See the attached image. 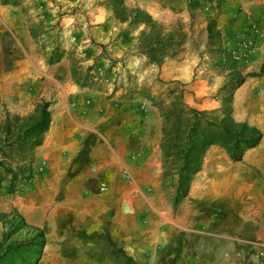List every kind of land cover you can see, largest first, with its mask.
Listing matches in <instances>:
<instances>
[{
    "label": "rangeland",
    "instance_id": "374dc122",
    "mask_svg": "<svg viewBox=\"0 0 264 264\" xmlns=\"http://www.w3.org/2000/svg\"><path fill=\"white\" fill-rule=\"evenodd\" d=\"M107 2L0 0V146L4 139L11 142L36 121L42 103L50 104V125L56 111L79 117L96 105L99 133L107 125L117 124L112 113L118 117L136 108L141 120L139 125L135 120L136 125L131 126L134 139L126 142V149L139 167L152 162L159 169L136 178L122 172L121 185L111 174L104 175L94 191H80L81 208L90 204L86 196L91 195L107 197L93 201L98 206L105 201L107 207L92 214L97 221L93 229L83 225L78 229L72 224L74 216L90 214L68 210V202L74 201L67 195L68 181L74 173L58 177L49 172L36 157L41 144L33 150L26 174L30 177L17 183L13 192L8 190L9 176L0 169V246L40 244L38 235L42 233L44 243L36 247L39 253L32 257L34 264H254L256 241L250 231L247 190L252 172L246 161L264 152V59L251 61L256 50L252 36L264 40V0H124L127 7L139 8L164 26L181 25L183 45L161 67L149 65L139 54L137 37L141 28L133 30L115 21ZM162 16L171 19L162 21ZM210 19L220 34V49L212 53H208L205 33ZM40 22L44 35L36 41L29 29ZM245 43L251 49L243 48ZM43 45L74 52L82 65L92 67L91 74L102 81L95 87L77 86L70 76L68 57L48 64V49L44 51ZM231 71L243 76L260 74L246 77L232 92V116L236 122L259 129L261 141L239 161L231 160L221 147H210L187 195L174 205L177 176L163 175L160 112L144 96L134 94L129 98L124 94L128 88H136L169 102L165 83L170 82L173 91H183L189 107L214 111L220 107L221 91ZM104 116L108 121L101 119ZM5 126L9 135L3 132ZM219 158L225 164L213 168L215 173L220 176L224 173L221 168L227 166L235 170L232 172L243 184L237 213L219 191L200 200L201 188L196 189L208 163ZM0 160L15 167L10 158L0 155ZM232 181L226 184H234ZM120 203L122 214L130 217L122 224L116 222Z\"/></svg>",
    "mask_w": 264,
    "mask_h": 264
},
{
    "label": "trees",
    "instance_id": "16d2710c",
    "mask_svg": "<svg viewBox=\"0 0 264 264\" xmlns=\"http://www.w3.org/2000/svg\"><path fill=\"white\" fill-rule=\"evenodd\" d=\"M107 9L115 21L127 24L133 30L140 29L137 37V50L147 59L151 66L161 67L165 61L174 58L184 42L181 25L164 26L152 19L139 8H129L124 0H108ZM43 24H32L29 32L34 40L43 34ZM49 31L53 27L47 26ZM208 53L220 49V34L216 30L215 21L210 19L206 26ZM46 52L47 63L54 64L63 56H67L70 76L73 82L81 87H95L102 78L91 74L92 67L85 68L74 52L61 51L58 46H42ZM263 71V70H262ZM228 82L221 91L220 107L214 111H199L189 107L183 100V91H173L170 82L166 93L171 98H155L143 94L136 88H128L124 96L131 98L134 94L144 96L156 107L162 118V139L160 150L163 158V175L177 176L174 205L183 199L189 190L193 177L200 171L203 158L212 146L223 148L233 161H239L245 152L258 146L262 133L255 126L245 122H236L232 116V92L240 87L246 77H258L260 74L241 75L238 71L228 73ZM131 77V76H128ZM49 103H42L38 108L36 121L23 129L10 142L6 139L0 146V155L12 159L13 165L0 160V169L9 176V192H13L17 183L27 179L30 170L33 150L43 142V136L50 125ZM9 135L8 127L3 128ZM26 177V178H25ZM40 244H8L0 246V264H34L32 257L39 253L36 247L43 245V234L38 235Z\"/></svg>",
    "mask_w": 264,
    "mask_h": 264
},
{
    "label": "crops",
    "instance_id": "0c3cea01",
    "mask_svg": "<svg viewBox=\"0 0 264 264\" xmlns=\"http://www.w3.org/2000/svg\"><path fill=\"white\" fill-rule=\"evenodd\" d=\"M161 19L165 21L171 18L162 16ZM205 33L207 38L206 28ZM252 39L254 40L256 50L252 54L251 61L254 59L263 60L264 40H258L254 36H252ZM96 108V105L87 108L79 117H76L71 112H66L69 114L68 117L63 112L56 111L50 129L46 133L43 143L36 153V157L44 162L49 172L60 175L58 177L69 172L74 173L73 176L70 175L72 177L68 181L70 194L67 195L74 197V201L68 202V210L74 214L76 212L84 213V211L90 214V217H87L86 214H84V217L74 216L72 224L78 229H81L82 225L84 227L90 226L93 229V225L97 221L91 217L92 214H95L96 210L100 211V209H102L101 211H105L107 207L105 201H103L99 202V206L90 203L88 206L81 208L78 205L79 200L83 199V194H80V191L87 190L88 188L94 191V186L97 184L98 179H102L104 175L111 174L114 182L117 185H121L122 172H129L130 176L136 178L139 175L147 176L149 173L152 174L151 172H157L159 169L157 163L152 162H144L143 167H139L137 162L131 161V151L126 149V142H132L134 139L135 132L131 129V126L136 125L135 120L137 125L140 124V111L133 108V110L118 117L116 113H112L111 115H114V120L117 121V124H114V126L107 125L104 128V132H102V128L101 133H99L97 130L99 120L96 117L98 110ZM108 111L104 110V113L107 115L109 114ZM101 119L108 121L109 118L104 116ZM53 122H55L54 127ZM125 122L129 130L124 126ZM246 163L249 164L250 171L252 172L250 187L247 189L249 192V216L251 217L250 231L252 232V238L256 241V246L255 242L253 243V250L255 252L252 260L254 264H264V152L258 153V156L248 157ZM210 165L211 163H208L206 167L207 172L199 180L201 182L196 183V189L201 188L202 191V194L199 195L200 200L215 196L216 192L219 191V196L224 198L231 207L234 206V211L236 212L237 205H239L240 197L243 193L241 178L237 173L230 175L229 173L226 174L225 171L223 174L220 173L219 176L213 170L214 174L221 179L228 177L235 182L234 184L227 185V183L223 186L214 187V185H211L212 183H208V179H205L210 172V168L208 170ZM227 168V166L225 169L222 167L220 171L223 172V169L227 170ZM243 170H240V172L242 173ZM214 188H216V191ZM209 191L211 192L209 193ZM99 197H97L99 201L107 199L105 196ZM121 206L122 203H120V212L116 217V222L120 224L130 218L122 214ZM135 224L136 219L134 220V227L137 228Z\"/></svg>",
    "mask_w": 264,
    "mask_h": 264
},
{
    "label": "bare ground",
    "instance_id": "6f19581e",
    "mask_svg": "<svg viewBox=\"0 0 264 264\" xmlns=\"http://www.w3.org/2000/svg\"><path fill=\"white\" fill-rule=\"evenodd\" d=\"M222 164H225V161L223 160V159H217L216 161H214V163H212L209 167H208V170H209V168H210V172H209V174L207 175V177L205 178V179H208L209 180V182L208 183H212L211 185H214V187L215 186H223L224 184H226V183H229V179H227L226 177H223L222 179L219 177V176H216V177H214L213 179H212V181L210 182V178L212 177V176H214L215 174H214V172H213V168H215L216 166H218V165H222ZM216 169V168H215ZM219 169V168H218ZM222 169V168H221ZM225 169V168H224ZM223 169V170H224ZM233 169V168H232ZM225 172H226V174L227 173H229L230 175L233 173L232 171H235V170H232V171H230L229 169H227V170H224ZM217 174V173H216ZM225 176V175H224ZM204 179V178H203ZM204 181V180H203ZM201 182V181H200ZM199 182V183H200ZM233 182V181H232ZM231 183V182H230ZM234 183V182H233ZM205 184V183H204ZM204 188V187H203ZM213 188V187H212ZM218 188V187H217ZM223 189V188H222ZM212 190V189H211ZM216 191V190H215ZM211 191H209V193H210ZM208 193V192H207ZM98 198H97V196L96 195H91L90 197H87L86 196V201H87V203H94L95 202V200H97ZM85 201V200H84ZM94 201V202H93ZM238 227V226H237ZM251 228V227H250Z\"/></svg>",
    "mask_w": 264,
    "mask_h": 264
},
{
    "label": "built area",
    "instance_id": "2783aa9c",
    "mask_svg": "<svg viewBox=\"0 0 264 264\" xmlns=\"http://www.w3.org/2000/svg\"><path fill=\"white\" fill-rule=\"evenodd\" d=\"M243 48H245V49H247V48H248V49H251V46H250V48H249V44H246V43H245V44L243 45Z\"/></svg>",
    "mask_w": 264,
    "mask_h": 264
}]
</instances>
